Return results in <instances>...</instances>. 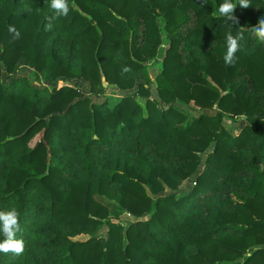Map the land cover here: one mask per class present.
Returning a JSON list of instances; mask_svg holds the SVG:
<instances>
[{
	"label": "trees",
	"instance_id": "1",
	"mask_svg": "<svg viewBox=\"0 0 264 264\" xmlns=\"http://www.w3.org/2000/svg\"><path fill=\"white\" fill-rule=\"evenodd\" d=\"M222 2L68 0L49 30L50 0H0V211L17 209L24 242L0 264H264V45L245 31L234 65L222 59L264 0L237 4L238 23ZM102 75L137 95L57 84L96 95ZM190 99L198 114L178 103ZM237 114L235 133L223 119Z\"/></svg>",
	"mask_w": 264,
	"mask_h": 264
},
{
	"label": "clouds",
	"instance_id": "2",
	"mask_svg": "<svg viewBox=\"0 0 264 264\" xmlns=\"http://www.w3.org/2000/svg\"><path fill=\"white\" fill-rule=\"evenodd\" d=\"M239 4L242 8L250 6L249 0H238V3H233V0H223L219 5L218 14L220 17L225 18L232 23H238L237 18L234 16V11ZM75 7V5H73ZM50 8L52 15L48 17L49 23L47 28L51 30L52 22L58 20L60 17L68 16L70 6L68 0H50ZM13 34V39H18L20 33L12 25L7 29ZM249 31L257 39L258 43L264 45V17L259 18L258 23L249 29L239 27L236 35L231 32L226 33L225 43L226 51L222 57L226 65H234L236 53L240 50V41L244 39L243 33ZM129 67H122V74L130 72ZM19 212L15 208L0 211V235L4 237L0 240V252L20 254L24 250V242L22 239H17V233L20 232Z\"/></svg>",
	"mask_w": 264,
	"mask_h": 264
},
{
	"label": "rangeland",
	"instance_id": "3",
	"mask_svg": "<svg viewBox=\"0 0 264 264\" xmlns=\"http://www.w3.org/2000/svg\"><path fill=\"white\" fill-rule=\"evenodd\" d=\"M161 60H162V58L161 57H155V59L154 58H152V59H148L147 60V67H148V70H149V72H150V74L151 75H155L159 70H160V68H161ZM31 70H32V68L31 67H29V66H27V65H21L19 68H18V70H17V74H19V75H29L30 76V74H31ZM16 74V75H17ZM39 75H40V73H39ZM102 76H104V75H102ZM40 77H41V75L39 76V78L38 79H34V84H39V85H47V86H49V87H51V85H54V82L53 81H51V80H47V79H44V78H42L41 77V79H40ZM105 77V76H104ZM0 79L1 80H3V81H5V80H7L8 79V75H6V73L5 72H3L2 73V76L0 77ZM105 82H106V84L104 85V86H106V89L103 91V92H100V94H91V92H90V89H89V85H88V82H86V81H84V80H81V79H79V78H67V79H65V78H59L58 80H57V84L58 85H62V84H69V85H72V86H74V87H76V88H78V89H80L83 93H85V94H89V96H90V98L92 99V100H101V99H103V98H110V101H112L111 103H113L117 98H119V97H121L122 95H124V94H132V93H134L135 92V94L137 95V84L135 85V87L134 88H132L131 90H124V89H121V88H119V87H117V86H114V85H112V84H109L107 81H106V79H105ZM137 83L138 82H142V83H144L145 81H144V79H142V78H138L137 79V81H136ZM103 84V83H102ZM146 84V83H145ZM156 96V92L155 91H152L151 93H150V97H155ZM157 97V96H156ZM137 101L142 105V108H143V112H146V109L144 108V101H145V98L143 97V96H139V97H137ZM178 103L180 104V105H182L183 107H185V108H187L188 110H190V112L191 113H193V114H198L200 111H199V108H200V106H198L195 102H194V100L193 99H190L189 100V102L188 103H182V102H179L178 101ZM207 109H210V110H208V111H212L211 110V108H207ZM238 115V114H237ZM241 115V114H240ZM234 117H235V115H234ZM231 118H233V117H231ZM241 118H243L242 116H241ZM241 118H239V117H237L236 119H235V121H233L232 119H230V118H228V119H226V121H225V123L227 124V126H230L229 124L230 123H232L233 124V122H237V123H234V124H236L237 126L241 123ZM230 119V120H229ZM204 155L205 154H202L201 155V158H202V160L204 159ZM203 167V163H200V165L198 166V168H202ZM187 184H189V185H192V184H194V181H192V182H188ZM169 191V189L168 188H166V190L164 191V192H168ZM146 216H144V217H142V218H145ZM115 221H118V222H121L124 226L126 225V224H128L130 221H131V219H132V217H129V215H126V214H120L118 217H115V218H113ZM105 230H106V225H103V226H101L100 227V229L98 230V233H100V234H105ZM86 237H88V235H86V234H81V235H78L77 237H75V238H78V239H85Z\"/></svg>",
	"mask_w": 264,
	"mask_h": 264
},
{
	"label": "crops",
	"instance_id": "4",
	"mask_svg": "<svg viewBox=\"0 0 264 264\" xmlns=\"http://www.w3.org/2000/svg\"><path fill=\"white\" fill-rule=\"evenodd\" d=\"M184 108H185V107H184ZM185 109H186L187 111L190 112V110H188L187 108H185ZM208 110H210V109H205V111H206L207 113L212 114V113L215 111V106L211 108L212 111H208ZM190 113H191V112H190ZM191 114H193V113H191ZM241 116H242L243 118H241ZM237 117L241 118V123H240L238 126H237L236 124H234V123H237V122H233V124L230 123V124H229L230 126H227V124L225 123L226 119L230 118V119H232L233 121H235V119H236ZM230 119H229V120H230ZM223 123H224L225 127H226L227 129H229L231 132L238 133V132L241 131V129H242L243 126L245 125L246 120H245V116H244V115H235V117H233V118L228 117V116H225L224 119H223Z\"/></svg>",
	"mask_w": 264,
	"mask_h": 264
},
{
	"label": "water",
	"instance_id": "5",
	"mask_svg": "<svg viewBox=\"0 0 264 264\" xmlns=\"http://www.w3.org/2000/svg\"><path fill=\"white\" fill-rule=\"evenodd\" d=\"M102 83H103V85L106 84V82H105V77H104V76H102Z\"/></svg>",
	"mask_w": 264,
	"mask_h": 264
}]
</instances>
